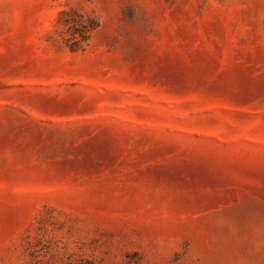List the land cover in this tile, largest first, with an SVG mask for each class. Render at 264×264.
Segmentation results:
<instances>
[{"label": "rangeland", "instance_id": "rangeland-1", "mask_svg": "<svg viewBox=\"0 0 264 264\" xmlns=\"http://www.w3.org/2000/svg\"><path fill=\"white\" fill-rule=\"evenodd\" d=\"M0 264H264V0H0Z\"/></svg>", "mask_w": 264, "mask_h": 264}]
</instances>
